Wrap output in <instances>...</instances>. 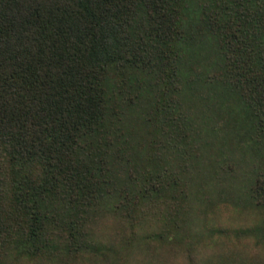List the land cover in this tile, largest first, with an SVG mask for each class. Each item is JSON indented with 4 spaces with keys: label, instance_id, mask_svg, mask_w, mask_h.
<instances>
[{
    "label": "trees",
    "instance_id": "1",
    "mask_svg": "<svg viewBox=\"0 0 264 264\" xmlns=\"http://www.w3.org/2000/svg\"><path fill=\"white\" fill-rule=\"evenodd\" d=\"M203 44L264 155V0H0V264L105 253L107 217L123 244L155 221L177 242L193 151L179 73ZM144 78L156 90L136 137ZM246 203L260 218L243 231L264 243V168Z\"/></svg>",
    "mask_w": 264,
    "mask_h": 264
},
{
    "label": "rangeland",
    "instance_id": "2",
    "mask_svg": "<svg viewBox=\"0 0 264 264\" xmlns=\"http://www.w3.org/2000/svg\"><path fill=\"white\" fill-rule=\"evenodd\" d=\"M201 46H188L179 73L180 107L192 123L193 151L191 156L183 153L180 162L189 196L177 242L175 234L156 236L155 221L138 226L125 245L129 233L117 231L114 219L107 217L95 230L107 251L89 250L72 264H264V243L256 240L257 233L243 231L260 218L246 203V188L264 168V155L250 137L244 109L221 86L218 70L212 68L215 58ZM140 84V102L126 111L136 137L146 127L137 115L156 90L149 78Z\"/></svg>",
    "mask_w": 264,
    "mask_h": 264
}]
</instances>
